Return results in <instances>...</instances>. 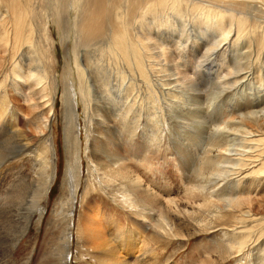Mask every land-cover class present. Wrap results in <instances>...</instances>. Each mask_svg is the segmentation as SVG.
<instances>
[{
    "label": "bare ground",
    "instance_id": "bare-ground-1",
    "mask_svg": "<svg viewBox=\"0 0 264 264\" xmlns=\"http://www.w3.org/2000/svg\"><path fill=\"white\" fill-rule=\"evenodd\" d=\"M185 7L194 11L192 21L200 31L193 34L192 29L188 33L189 28H183L185 33L181 32L180 41L171 50L170 45L158 42L155 30L168 27L176 33L178 29L171 20L180 16L186 24V16H181ZM53 28L57 30L64 48L69 43L72 45L68 54V57L71 56L70 62L63 78L53 68V55H58ZM208 32L212 34L208 35ZM175 51L179 54L176 55ZM178 57L185 64H191L183 67L176 60ZM206 73L212 77L218 75L216 78L225 85L230 84L229 88L241 78L245 81L249 79V83L254 78L260 81V86L249 88L248 93L242 92L243 96L251 95L254 100L240 103L245 98L238 99L237 104H231L232 112L226 110L217 117L207 113L201 98L202 85L197 78ZM22 78L25 81L21 83ZM157 83H160L161 89ZM60 86L66 119L64 139L67 150L73 156L68 160L67 169L69 199L61 202V213L66 212L71 221L80 187L74 185L78 184L79 178L82 181L83 172L79 101L83 106L85 154L92 164L86 193L97 184L101 188L106 185L114 189V200L122 208L142 221L153 222L163 237L181 236L176 228L167 227L163 220L148 218V205L142 202L139 195L129 194L124 185L117 184L116 190L107 177L99 175L100 169L98 165H93L90 154L93 147L105 139L109 146L113 145V150L120 148L123 139L133 142L134 134L142 125L143 128L147 126L151 135L161 142L162 127L158 125V115L162 110L159 112L161 104L157 103L159 92L174 102L175 108L167 109V113L172 112L173 116L181 119L180 125L184 132L189 130V126H197V130L207 123L215 125V136L208 150V154H213L209 162L218 161L221 172L215 166L208 176L202 174L200 179L193 182L194 189L204 190L224 181L223 188L216 191L215 197L240 203L236 201V195L244 190L242 181L245 176L241 175L249 165L257 164L259 168L254 171L251 186L255 190H264V106L257 109L264 105V93L256 97L264 91H259L261 87L264 88V0H0V168L7 159L18 153L22 155L27 152L36 157L33 159L36 177L30 179L29 175L17 168L15 179L24 177L30 184H36L31 186L36 189L37 200L26 214L21 233L11 237V242L4 238L6 245L19 240L28 229L33 214L40 212L43 215V202L56 181L58 152L51 118L56 115ZM224 86L220 90L215 82L209 86L210 108L222 107V103L217 104V98L223 93ZM19 96L23 102L17 99ZM208 115L214 119L208 120ZM113 131L117 134L116 139L112 138ZM118 159L119 155H116V161L109 165L116 167ZM108 161H111L110 157ZM223 163L231 167H221ZM9 171L0 172V178ZM116 171L120 172L121 168H116ZM231 174L239 175L238 180L227 182L229 177H233ZM21 181L12 182L4 195L27 189ZM255 190V193L261 191ZM118 192L123 193L121 198L116 195ZM140 202L145 207L143 211ZM0 203L8 209L6 198H1ZM240 207H237L241 216L237 228L240 231L234 235L233 249L243 252L249 244L255 243L257 248L253 251V264H264V223L256 218L251 206L249 210ZM81 217L83 220L79 227L86 235L88 247L99 252L93 259L100 264H135L136 261V264H158L156 251L149 244L141 243V259L133 253L130 260L122 257L115 244L111 245L105 237V216H102L99 208L94 211L89 206ZM108 219H111L108 221L111 233L122 243L142 236L136 230L122 232L119 236L122 226L118 219L115 216ZM251 222L256 223L253 231L248 228ZM68 229L70 226L66 231ZM255 235H259L258 239L254 238ZM71 239V234L66 232L62 238L58 264H67ZM259 241H262L261 244Z\"/></svg>",
    "mask_w": 264,
    "mask_h": 264
},
{
    "label": "rangeland",
    "instance_id": "rangeland-1",
    "mask_svg": "<svg viewBox=\"0 0 264 264\" xmlns=\"http://www.w3.org/2000/svg\"><path fill=\"white\" fill-rule=\"evenodd\" d=\"M184 15L187 18L186 24L180 19V16H176V18L173 17L175 15H171V17L174 18L171 21L175 22L176 28L178 29L177 31L179 32L176 31L175 33V31L168 27H165L167 30L165 28L155 30L158 42H165L167 45L171 46L172 50L176 48L175 44L177 41H180L181 32L185 33V28H189L188 33H191L190 29H192L193 34H195V31H200L196 29L192 21L194 11L191 8L185 7L181 12V16ZM51 26L53 27V24H51ZM169 30L172 33H170ZM53 33L54 43L58 49V55H53V68L55 73L61 74L63 78V74L66 72V66H68L70 62L71 56L68 57V54L72 50V45L69 43L64 48V44L61 42L55 28H53ZM211 34L212 32H208V35ZM166 35H168L169 38ZM173 37L175 39H173ZM189 42L191 43V41ZM53 49L54 48H52V51ZM175 53L176 55L179 54L176 51ZM180 58L181 57H178L176 60L183 67H187L191 64H185L183 59L181 60ZM216 76L218 75L212 77L206 73L197 79H200L198 82L202 85L201 98L203 99L204 105L207 107V113H212L213 116L217 117H220L223 111L228 110L227 112H232L231 106L237 104L236 100L238 99L240 101V99L245 98L240 103L254 100V97H251V95L247 97L243 96L242 92L248 93L250 92L249 88L260 86V81L254 78L251 83H249V79L245 81V79L241 78L235 85L229 88L230 84L225 85L223 81L217 79ZM154 79L157 80L155 77ZM24 81V78H22L21 83ZM212 82L218 84V90H220V87L224 85L227 87L228 85L227 88L224 86L223 93L217 98V104L222 103L221 108L209 107L208 103L211 102L209 99L211 96L210 87ZM157 86L160 87V89L162 88L160 83H157ZM263 89L264 88L261 87L259 91ZM263 93L264 91L256 95V97H259ZM161 94L162 92H159L160 99L158 98L159 100H157V103H159V105L161 104L159 112L162 110V112L159 113V115L162 116L160 117L158 115V125L162 127L161 142L151 135L147 126L143 128L142 125L140 130L134 134L133 142H130L129 139H123L120 148L118 150H113V145L109 146L105 139L97 147H93V152H90V154H92L91 160L94 162L93 165H98L100 169L99 175L107 177L110 184L116 186V190L117 184L124 185L129 194L139 195L142 202L148 205L146 207L147 217H153L157 221L163 220L167 227L176 228V231L181 237H163L159 234L153 222L150 220L145 222L142 221L141 218L129 214L127 210L122 208L117 201L114 200V189L108 188L106 185L101 188L100 185L97 184L92 190L91 188L89 189L87 192L88 194L86 193V189L89 186L88 180L92 164L85 154L87 153L85 151L86 134L83 120V106L80 101L79 111L82 121L81 129L83 141L81 151L83 158L82 181L79 178L78 184L74 185H80V187L73 209V220L71 221V217H68L66 212L61 213V202L69 199V196H67L69 179L67 169L68 160L73 156L72 152L67 150L64 139L66 119L64 103L61 101L62 86H60L56 104V115L51 118L53 135L55 134L57 140V164L59 165L57 166V178L50 195L43 202V215L40 212L33 214L25 233L20 236L19 240L12 242L13 244L9 243L7 245L3 242L4 238L10 239L11 242V237L21 233L23 228L21 226L25 221L26 214L37 200L36 189L31 186L36 184H30L28 179L24 177H22V181L15 179V173L18 168L19 171L23 172L25 175H29L30 179L31 177L35 178L36 174L34 173L35 165L33 159L36 157L27 152H24L22 155L18 153L19 155L16 156L15 154L13 157L7 159L4 166L0 168V172L10 170L5 177L0 178V199L6 198L8 202V209L0 203V264H58V256L62 248V238L66 232L70 233L72 237L69 247L70 252L67 254V264H100L98 260L93 259L99 252L88 247L85 239L86 235H83L79 227L83 220L81 216H83L84 212H87L89 206H91L94 211L96 208H99L102 216H105L104 225L107 227L105 230L107 235H105V237L109 240L111 245L115 244L114 247L119 250V254L126 259L129 258L130 260L131 253H133L135 257L138 255L139 259H141L143 257L141 255L143 252L140 253L142 243L144 245L149 244L150 247L153 246L156 251V261L158 264L254 263L255 257L253 251L257 248L255 243L252 245L249 244L243 252H235L233 246L235 239L234 235H238L240 231L237 230L239 227L238 219L241 217L237 209L238 205L245 207L244 210H249L251 206L252 212L256 214V218L261 219L264 223V190L256 189L261 191L255 193L253 191L255 189L251 186V179L255 177L254 171L258 170L259 167L257 164H251L246 168L247 170L242 173L241 177L245 176V179L242 181V189L244 190L236 195V201L240 203H231L226 200H219L215 197L216 191L223 188L225 184L224 181H221L217 185H211L204 190L194 189L192 187L193 182L200 179L202 174L206 173L205 176H208L213 172L215 166L218 172H221V168L217 164L218 161L209 162V157L213 154H208V150L211 140L215 136L213 132L215 125L213 126L207 123L209 126H200L197 130V126L194 128L186 126L189 130L187 129V131L184 132L180 125L181 119L173 116L172 112H170V114L167 113V109L175 108L174 102L171 100L169 101L168 98L167 100L164 98L165 96ZM17 99L21 100V97L19 96ZM160 100L161 102H159ZM20 102H23V100ZM263 106L264 105L257 109H261ZM161 107L164 108L161 109ZM23 115H25L24 111ZM209 117L210 119L208 118V120L210 121L214 119V117ZM145 122H147V120H145ZM221 123L222 122H220L219 125ZM186 124L191 123L187 122ZM194 125H197V123ZM190 131H194L193 134L195 135L190 133ZM111 134L113 139L117 138L115 131ZM50 135L53 137L51 132ZM216 138H218V140L220 139L218 136H216ZM0 140H2V136H0ZM14 146L15 145L12 143V148H14ZM34 151L37 152L35 148ZM116 155H119V163L116 167L110 166L109 163L116 161ZM109 157L111 158L110 162L108 161ZM118 167L121 168V171L117 173L116 168ZM221 167L230 168L231 165L223 163ZM237 174L240 173L237 172ZM230 176L233 177H229L227 182L237 181L239 178V175L234 176L231 174ZM202 180L205 181L204 178H202ZM15 181L23 182L27 189L19 193L4 195V191L7 188L10 189L11 184H13L12 182ZM122 194L123 193L119 192L116 193L120 198ZM142 202H140L139 205H141L140 209L143 211L145 207ZM112 216H115L122 226L121 232L118 234L119 236L122 232L128 233L129 231L136 230L142 234V236H140L141 238L137 237L134 241L128 239L125 241L126 244L124 242L123 244L121 240L115 238L111 233V227H109L108 223V221L111 220L108 218ZM255 224L256 223L251 222L248 228L252 231L255 230L256 228L253 227ZM68 226H70V229L66 231ZM262 227H264V225H262ZM108 234L111 236V239ZM259 235H255L254 238L258 239ZM139 238L140 240H138ZM259 242L261 244L262 241ZM1 243L3 245H1ZM124 246H126V249ZM86 247L90 250L88 251ZM8 251L10 252L8 253ZM260 255L263 254L261 253ZM137 264H139V262Z\"/></svg>",
    "mask_w": 264,
    "mask_h": 264
}]
</instances>
